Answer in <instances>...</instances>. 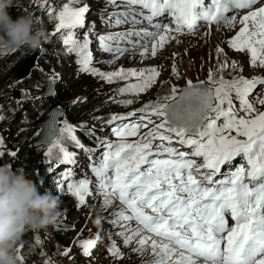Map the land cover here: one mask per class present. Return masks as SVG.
I'll list each match as a JSON object with an SVG mask.
<instances>
[{
    "label": "snow or ice",
    "instance_id": "obj_1",
    "mask_svg": "<svg viewBox=\"0 0 264 264\" xmlns=\"http://www.w3.org/2000/svg\"><path fill=\"white\" fill-rule=\"evenodd\" d=\"M34 2L47 5L49 19L58 21L53 35L59 33L67 52L76 55L80 72L109 84L136 78L135 83L118 89L117 96L138 98L154 86L161 72L156 66H121L103 72L92 66L94 42L101 53L112 54L113 59L103 61L108 65L136 49H140L143 61L156 57L169 40H176L171 33H193L201 22L223 24L228 29L239 23V30L227 41L228 47L248 54V66L264 73V0H92L98 5L95 14L101 27L130 25L123 31L105 33L97 30L96 20H87L92 3L66 0L57 9L50 0ZM164 17L171 23L157 20ZM145 22L156 30L137 27ZM216 53L217 64L209 69L207 82L187 80L183 88L173 84L170 94L149 100L130 113L111 114L107 119L94 117L102 126L110 127L115 141L97 136L93 125L86 135L95 138L96 147H88L75 135L76 126L66 120L59 129L55 125L60 121L54 120L49 126L44 155L51 157L53 149H58L59 159H47L46 172L55 173L61 164L78 163L77 153L69 151L55 135L59 132L86 155L104 207L118 202L106 222L119 229L115 235L130 252L125 254L110 233L106 258L119 261L126 255L130 258L147 253L152 259L143 264H264V74L247 77L244 65L235 60L230 63L224 48L217 46ZM229 70L235 73L231 79L224 76ZM171 71L180 78L175 64ZM21 92V99L29 97L27 91ZM110 100L123 107L136 102L132 98ZM84 102L86 98L80 97L71 101L73 105ZM16 103L19 106L20 101ZM132 117H137L136 121H131ZM5 119L0 115V122ZM99 149L103 151L97 162L93 156ZM17 155V150L7 146L0 127V158ZM237 157L244 162L235 164ZM73 175L71 168L60 173L79 208L93 195L89 188L93 181L74 182ZM55 186L64 192L65 183L56 181ZM99 239L97 233V239L79 240L74 245L87 264L98 259L93 253ZM35 242L40 244L41 237ZM25 247L20 244V248ZM72 247H64L58 254L74 261ZM55 254L45 249L41 253L43 264H57ZM25 259L19 256L20 261Z\"/></svg>",
    "mask_w": 264,
    "mask_h": 264
},
{
    "label": "rangeland",
    "instance_id": "obj_2",
    "mask_svg": "<svg viewBox=\"0 0 264 264\" xmlns=\"http://www.w3.org/2000/svg\"><path fill=\"white\" fill-rule=\"evenodd\" d=\"M63 2H66V0H61V3L59 5L52 3L51 4L58 9ZM83 2L92 3V0H82V3ZM20 3L26 10L27 14L32 15L35 14L36 10H43L45 15H47L48 17V19L45 21L46 25L43 29L46 33L47 39L43 41V43L45 42L49 44V46H51L49 50L51 61L45 63V70H46V77L52 78L51 80V84L53 87L52 95H54L55 93L57 94L60 93L61 96L66 95V98L61 101V104L64 107L68 105H73L71 101H73L77 97L86 98V102L78 103L76 105L84 104L85 106L88 107L87 112L89 115V119H88L89 122H80V123L68 122L76 126L75 135L78 138L79 135L82 134L86 135L88 130L92 128L93 125H95V130L101 133L102 138H107L109 140L115 141L116 137L112 135L110 127L102 126L98 121L94 119V117L97 116L105 117V115L109 117L111 114L123 115L130 113L136 109H139L143 106L144 103L148 102L149 100H155L158 96H162V95L164 96V94L161 93L163 92L164 86L166 87L169 83L173 81V78H165L162 84L160 83L158 84V86L154 85L151 88L152 90L150 89L146 93L141 94L138 98L132 96H117L116 94L112 95L110 92H107L109 83H107L104 79L97 76H93L89 73H82L79 71L80 66L75 62L77 59L76 55L74 53L69 54L67 52V47L63 44L59 33L53 35L55 31V24L58 23V21L49 19L48 11H47L48 6L45 5L41 7V4L35 3L34 0H21ZM97 7L98 5L92 3V12L88 14L87 20L88 21L96 20V24L99 22L97 24V28H98L100 26V21L97 19L95 14ZM112 10H113L112 8H109V11ZM222 26L223 24H219L212 28L203 29L189 38H184L182 41L178 40L179 43H177V40L171 42L168 41L167 45H170L171 47L165 45V47L168 49L174 48L176 50L175 46H173L175 44L182 48L180 53L181 55L179 53H176L175 58L177 63L180 65L183 61L188 62L185 69L187 72L193 75L192 77L193 79H188V80H191L194 84L198 83L199 81L207 82L208 72L209 69L211 68L210 66L209 68L204 67L205 65L208 64L206 59L209 58V55L207 53H209L211 50L213 53H215V55H212L211 61L212 63L213 62L216 63L217 46L224 48V50L225 47L229 48L227 41L232 36L227 33L226 27L225 26L222 27ZM128 27L130 26L124 25L121 28H119V30H124L127 29ZM206 33L209 34L206 35ZM80 35L82 36V30ZM212 36L214 37L211 38ZM204 37L210 40L208 41L210 47L204 46L203 43L201 42V40ZM216 39H220L222 40V42L220 43L219 40ZM92 47L93 44L91 46V49ZM137 50L138 49L134 51H129L128 53L135 52ZM11 51L12 50H3L0 51V53H9ZM38 51L40 52V49ZM246 55L248 56V54ZM179 56H183V61ZM136 57H133V59H129L127 61V64H136ZM111 59H113V57L111 58L101 57L98 59L95 58L92 66L99 68L101 71L105 70V72H107L106 70L110 69V65L104 63L103 61L111 60ZM239 63L246 65L245 62L242 61ZM243 74L245 76L248 75L247 77H251L254 74H264V73H262V71L259 69L245 68ZM232 75H235V73H231V74L229 73L225 77L231 79ZM125 81L127 80H118L117 82L123 83ZM186 82L187 80L182 85H180V88H183L186 85ZM42 90L43 89H41L40 92ZM158 93L160 95H157ZM167 94H170L169 91H167L165 95ZM110 97H115L116 99L132 98L136 102L128 107H123L116 103H113L110 100ZM96 109H99V111H96ZM261 110H264V107H262ZM136 119L137 117H132L131 121L134 122L136 121ZM128 122L129 121H124V123H128ZM158 122L159 121H157V123ZM81 125H83V127H81ZM59 126L60 128L63 127V122H61ZM101 127H104L103 131L100 130ZM142 131H146V129ZM58 136L61 137V142L64 144L65 147L68 148L69 151L76 153L83 152L82 150L77 149L72 142L68 141L67 139H64L61 133H59ZM130 139H135V137ZM49 159L53 161H57L59 159L58 149H53V155L49 157ZM5 160L6 159L0 158L2 164L6 163ZM243 162L244 161L240 157H237L234 163L238 165ZM57 170L58 168L56 169V172ZM56 172L53 174L56 175ZM50 178L51 176H49V180ZM48 189H50L54 195L59 194L61 198L60 208L63 210L64 214L55 225L50 226L47 229L32 228L34 232L35 241H36V237L38 236L41 237V243L36 244L38 251L36 256L37 259L36 264H43L45 257L42 256L41 253L45 249H47L49 252L56 253L53 258L55 259L57 264H87L85 258L80 254L81 251L80 248L74 245L79 240L88 239V238L97 239V233H99L100 239L98 240L99 247L93 253L94 256L98 257V259L95 261V264H143V261L148 260V256L144 257L142 259L143 261H141L140 258L133 255H131L130 258H128V256L126 255L123 260H119V261H113L110 258H106L107 246L110 244V241L108 240V235L111 233L112 239L113 236L119 237L115 235L116 233L115 231L110 229L111 225L106 222L108 219L111 218V213L115 210V207L113 208L112 211L108 213L102 211L105 208L100 207L98 204H95L94 202H90V203L87 202L85 205H82L79 208H77L76 207L77 205L76 203H78L77 200L71 197L66 191L59 192L55 184L54 185L49 184ZM94 207H99V210L101 211V212L98 211L96 212L97 217L95 218L94 215L95 219L91 218V216L94 214L95 211ZM97 219L100 220V224L96 223ZM65 234H69L70 237H65V239L61 238V236ZM56 245H59L60 248L56 249L55 247ZM67 246H73L71 255L75 257L74 261H70L68 258L62 257L61 255L58 254L59 252L63 251L64 247Z\"/></svg>",
    "mask_w": 264,
    "mask_h": 264
},
{
    "label": "trees",
    "instance_id": "obj_3",
    "mask_svg": "<svg viewBox=\"0 0 264 264\" xmlns=\"http://www.w3.org/2000/svg\"><path fill=\"white\" fill-rule=\"evenodd\" d=\"M19 0L18 4L10 9L12 17L15 19L19 15H28ZM50 3L59 5L61 0H51ZM34 19V30H43L48 19L43 10H36L35 14L31 15ZM49 44L42 43L40 54L36 62V68L31 75L16 82L13 75L19 66L26 58L34 52L28 46H22L13 49L9 53H0V105L3 109L0 110V115H4L6 119L0 122V126L4 131L8 132V140L11 148L18 151L16 158H10L8 162L12 164L13 169L22 168L29 178L42 183L41 192L48 189L49 176L51 173L46 172L47 164L45 161L49 157H45L46 149L36 148L34 142L39 134L37 128L38 122L47 118L48 112L54 106H62L61 101L66 98V95L61 96L60 93L47 98H40V90L45 86L46 70L45 63L51 61L49 54ZM25 90L29 94L28 100H19L17 106L16 101L12 99L13 91ZM39 97V99H33ZM88 107L83 105H68L64 109V121L71 123L89 122ZM100 114V113H99ZM107 119L105 115L103 117ZM24 129V131H20ZM96 135L102 138L99 131ZM79 139L88 147H95V138L88 135H79ZM82 152H77L81 154ZM42 173L43 175H37ZM49 174V176H48ZM70 237L69 234L62 235L61 238ZM20 244L26 245L25 248H20ZM17 256L24 255L25 261H20L19 264H36L37 263V246L34 239V232L31 229L27 230L16 243Z\"/></svg>",
    "mask_w": 264,
    "mask_h": 264
},
{
    "label": "clouds",
    "instance_id": "obj_4",
    "mask_svg": "<svg viewBox=\"0 0 264 264\" xmlns=\"http://www.w3.org/2000/svg\"><path fill=\"white\" fill-rule=\"evenodd\" d=\"M19 0H0V51L28 46L39 50L47 39L44 30H34V19L10 9ZM42 183L29 178L21 168L0 164V264H19L16 242L31 228L47 229L63 216L61 198Z\"/></svg>",
    "mask_w": 264,
    "mask_h": 264
},
{
    "label": "bare ground",
    "instance_id": "obj_5",
    "mask_svg": "<svg viewBox=\"0 0 264 264\" xmlns=\"http://www.w3.org/2000/svg\"><path fill=\"white\" fill-rule=\"evenodd\" d=\"M241 12H240V15L243 14V12L242 13ZM238 19H239V17H238ZM222 27H224V25ZM239 27H240L239 23H237L236 28H234V29H228L226 27L227 33L229 35H231V36H234L236 34V32L239 30ZM213 37L214 36H212L211 38H213ZM220 37H221V35H220ZM225 38H226V36H225ZM183 39H184L183 37H178L176 40H181L182 41ZM216 40H219L220 43L222 42V40H220V39H216ZM208 41H210V40L208 38H206V37H204L201 40V42L203 43L204 46H206V47L209 46L210 47V44L208 43ZM167 46H170V45H167ZM173 46H175L176 50L174 48L173 49L172 48L171 49H168V48H166L164 46L163 49H158V53H157V56L156 57H154V58H148V59H145L143 61L141 60V57L139 55V52H140L139 49L137 51H135V52L126 53L124 56H122V58L116 60L115 63L111 64L110 65V69L109 70H106V71L107 72H112V71H115V70L119 69L121 66H123L125 69H130V68L144 69V68H149L151 66H156L158 68V70L161 72V75L157 78V82L154 85L158 86V84H160V83L162 84L164 82V79L165 78H173V81L171 83H169L166 87L164 86L163 92H161L162 94L165 95L167 93V91H169V93H170L171 85L175 84L178 87H180V85H182L186 80L193 79L192 78L193 75H191L185 69L186 68V65L188 64V62L187 61H183V56H179V57H181V60L183 61L181 63V65L177 63L175 56H173V53H179L180 54L182 48L179 47V46H177L176 44L173 45ZM225 52L227 53V58H228V60H229L230 63L233 60H235L237 62H241L242 61V62H245L246 65H244V66H245L246 69L247 68L254 69V68H250L248 66L249 57L246 54H244V53H238V52H236V51H234V50H232L230 48H227V47H225ZM207 54L209 55V58L206 59L207 62H208V64L205 65L204 67L209 68V66H210L211 69H214L215 68V64H217V62L216 63H214V62L212 63L211 57H212V55H215V53H213L212 50H211ZM133 57H136V64H127V61L129 59H133ZM220 58H221V60H223L224 59V56L221 55ZM173 63L176 65V68H177V70H178V72L180 74V78L179 79H177L176 76H173L172 75V71H171L172 67L171 66H172ZM102 71L105 72V70H102ZM229 73H230V70L229 71H226L224 73V76H227ZM254 73H255V71H254ZM117 81L108 85V91L107 92H110L112 95L117 94L118 89H120L121 87H124L125 84H127V83H135L136 82V78H133V79L131 78V79H129V80L123 82V83L117 82ZM159 89H160V87H159ZM157 95H160V94L158 93ZM118 206L119 205H118V202H117L116 205H114V206H111V207H108V208L102 207V208H105L102 211H104L105 213H108V212L112 211L114 207L116 209ZM81 210H82V208H81ZM94 210H95L94 211V214L91 216V218H94V215H95V218L97 217V214H96L97 211L98 212H101L99 210V207H94ZM110 229H112L115 232H117L119 230L118 228H113L112 226H110ZM113 239L118 243V245L121 246V249H122V251L125 254H127V253L130 252V247H123V245H122V239L120 237L113 236ZM133 256H137L138 258L141 259V261H143L142 259L144 257H146V256H148V260L152 259V257L149 256L147 253H145V255H143V256L136 255V254H133Z\"/></svg>",
    "mask_w": 264,
    "mask_h": 264
},
{
    "label": "water",
    "instance_id": "obj_6",
    "mask_svg": "<svg viewBox=\"0 0 264 264\" xmlns=\"http://www.w3.org/2000/svg\"><path fill=\"white\" fill-rule=\"evenodd\" d=\"M39 57V51L35 50L34 52H32L27 58L26 60L19 66V68L16 70V72L13 75V79H15L16 82H21V78H23L22 80L28 78L32 71L36 68V61ZM30 74V75H29ZM53 94V87L51 84V81L49 80V78H45V86L43 88V90L40 93V98H47L52 96ZM22 96V92L21 91H13L12 92V99L13 100H28V98L26 99H21ZM64 106H54L47 114V118L38 122V124L36 125L37 128L40 129V133L37 137V139L34 142V146L36 148H41V149H46L48 148V142L46 140V137L49 136L50 133V128L49 126L53 123V121H60L63 122L64 120ZM57 123L55 125V127L57 129L60 128L59 124ZM6 134V138H7V146L9 148H11V146L9 145V140H8V132L5 131ZM59 132H56L55 135L58 136ZM13 149V148H11ZM14 150V149H13ZM8 163V160L6 161ZM0 164L1 161H0Z\"/></svg>",
    "mask_w": 264,
    "mask_h": 264
}]
</instances>
